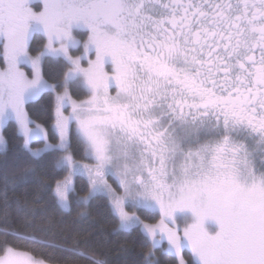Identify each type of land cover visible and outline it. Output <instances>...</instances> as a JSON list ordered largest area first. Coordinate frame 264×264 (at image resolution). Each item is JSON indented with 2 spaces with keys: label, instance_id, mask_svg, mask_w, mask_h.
Masks as SVG:
<instances>
[{
  "label": "snow or ice",
  "instance_id": "6c2138e0",
  "mask_svg": "<svg viewBox=\"0 0 264 264\" xmlns=\"http://www.w3.org/2000/svg\"><path fill=\"white\" fill-rule=\"evenodd\" d=\"M34 33L44 38L35 55ZM46 61L50 75L66 66L61 79H45ZM0 65L5 209L9 184L51 161L66 174L39 191L62 209L105 198L118 231L148 245L138 264H264V0H0ZM42 94L53 99L55 143L26 108ZM9 120L28 164L11 175ZM74 177L87 178L82 196ZM9 237L60 248L0 228V264L55 259ZM129 251L116 264H137Z\"/></svg>",
  "mask_w": 264,
  "mask_h": 264
},
{
  "label": "trees",
  "instance_id": "16d2710c",
  "mask_svg": "<svg viewBox=\"0 0 264 264\" xmlns=\"http://www.w3.org/2000/svg\"><path fill=\"white\" fill-rule=\"evenodd\" d=\"M82 39L83 35H79ZM44 38L35 35L30 46L38 50L42 46ZM52 60V58H48ZM54 63V61H53ZM66 66L60 67L53 75L49 73V64L43 65L45 79L53 83L62 78ZM60 90V89H58ZM76 99H83L87 92L83 89L72 90ZM32 120L41 123L50 132V141L56 142L58 137L54 135L53 123V99L50 94H42L41 97L26 105ZM74 129V128H73ZM3 136L7 142V157L9 160V174L19 173L27 164V157L22 152V137L16 134V124L9 121L3 128ZM37 145V142L34 144ZM74 154L77 160L83 159L82 149L75 147ZM4 152L0 151V154ZM59 154V153H57ZM35 174L21 182L10 183L7 189L8 206L4 207V187L2 175H0V228L11 227L21 234L35 235L39 239L54 240L60 248L44 247L39 244H31L25 239L9 240L24 250H33L37 258L54 257L53 264H92L91 257L97 259H109L116 264L122 257L118 254L121 247H128V260L139 262L141 253L147 251L148 245L142 244L139 236L129 235L118 231V218L114 217L108 208L105 198L98 197L87 204L72 203L69 209L58 207L48 194L41 193L38 185L41 180H49L54 183L57 178H62L65 171L54 173L51 161H45L35 166ZM77 193L83 195L88 191L87 179L75 177L74 181ZM115 186V185H114ZM27 207L31 213L25 216L22 209ZM5 211L7 216H5ZM154 222L159 218L157 212L142 216ZM27 223L28 226H25ZM44 229V231H40ZM61 249H75V252L62 251ZM78 253H83L82 255ZM159 255V253H158ZM190 252L185 250L186 259ZM162 264H169L162 260Z\"/></svg>",
  "mask_w": 264,
  "mask_h": 264
},
{
  "label": "rangeland",
  "instance_id": "374dc122",
  "mask_svg": "<svg viewBox=\"0 0 264 264\" xmlns=\"http://www.w3.org/2000/svg\"><path fill=\"white\" fill-rule=\"evenodd\" d=\"M77 39H79V40H81V42H83L82 39H80L78 35H77ZM82 52H83V51H82L81 49L78 50V51H77V50H73L72 54H73V55H81ZM31 54L35 55V52H32ZM84 65H85V64H84ZM85 66H86V65H85ZM0 67H2V65H0ZM25 70L27 71V70H29V69H25ZM50 83H51V82H50ZM60 90H62V89H60ZM58 91H59V90H58ZM66 114H67V113H66ZM9 121H14V120H9ZM9 121H8V122H9ZM14 122H15V121H14ZM6 124H7V123H6ZM6 124H5V125H6ZM4 127H5V126H4ZM4 127H3V128H4ZM72 127L75 128V125H73ZM2 134H3V129H2ZM50 142H51V141H50ZM22 143H23V139H22ZM35 143H36V141H33V142L31 143V147H32V148H39V147L42 146V142H39V143L37 142V145H34ZM52 143H55V142H52ZM3 150H4V148H3V147H0V151H3ZM88 162H90V161H88ZM85 178H86V177H85ZM86 179H87V178H86ZM74 181H75V177H74ZM109 182L112 183L111 180H110ZM68 209H69V208H68ZM64 210H67V209H64ZM157 213H158V212H157ZM165 244H166V242H165ZM190 255H191V254H190ZM185 258H186V257H185Z\"/></svg>",
  "mask_w": 264,
  "mask_h": 264
},
{
  "label": "flooded vegetation",
  "instance_id": "af4514ba",
  "mask_svg": "<svg viewBox=\"0 0 264 264\" xmlns=\"http://www.w3.org/2000/svg\"><path fill=\"white\" fill-rule=\"evenodd\" d=\"M36 2H37V0H34V6H35ZM35 10L39 11L40 9H39V7H36ZM80 31H81V30H77V32H80ZM74 34H76V32H74ZM35 35H40V36L43 37V35L40 34V33H34V34H33V37H34ZM82 35H83V38H82V41H83L84 39H86V33H84V34H82ZM78 36H79V35H78ZM33 37H32V38H33ZM79 38H80V37H79ZM80 39H81V38H80ZM31 41H32V40H31ZM31 41H30V44H31ZM80 49L83 51L82 46L80 47ZM80 49H79V50H80ZM91 58L94 59V53L91 54ZM83 63H84L85 65H87V60L85 59V60L83 61Z\"/></svg>",
  "mask_w": 264,
  "mask_h": 264
}]
</instances>
